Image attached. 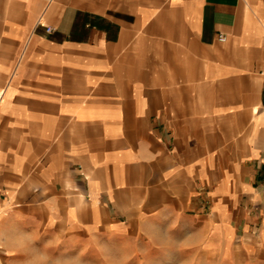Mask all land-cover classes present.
Wrapping results in <instances>:
<instances>
[{
  "label": "crops",
  "instance_id": "crops-1",
  "mask_svg": "<svg viewBox=\"0 0 264 264\" xmlns=\"http://www.w3.org/2000/svg\"><path fill=\"white\" fill-rule=\"evenodd\" d=\"M0 217L81 264H264V0H0Z\"/></svg>",
  "mask_w": 264,
  "mask_h": 264
},
{
  "label": "clouds",
  "instance_id": "clouds-1",
  "mask_svg": "<svg viewBox=\"0 0 264 264\" xmlns=\"http://www.w3.org/2000/svg\"><path fill=\"white\" fill-rule=\"evenodd\" d=\"M5 236L8 237L7 240ZM36 244L37 237L31 232L17 230L11 234L6 233L3 228V217H0V249L12 251L24 257V264H81L79 257H54L46 245L37 248Z\"/></svg>",
  "mask_w": 264,
  "mask_h": 264
},
{
  "label": "built area",
  "instance_id": "built-area-1",
  "mask_svg": "<svg viewBox=\"0 0 264 264\" xmlns=\"http://www.w3.org/2000/svg\"><path fill=\"white\" fill-rule=\"evenodd\" d=\"M52 29L50 28H47L46 31L47 32H50ZM218 41L220 42H224L225 41V37H223L222 35H218Z\"/></svg>",
  "mask_w": 264,
  "mask_h": 264
},
{
  "label": "rangeland",
  "instance_id": "rangeland-1",
  "mask_svg": "<svg viewBox=\"0 0 264 264\" xmlns=\"http://www.w3.org/2000/svg\"><path fill=\"white\" fill-rule=\"evenodd\" d=\"M238 261H239V262H242V264L245 263V262H244V259H239V258H238Z\"/></svg>",
  "mask_w": 264,
  "mask_h": 264
}]
</instances>
